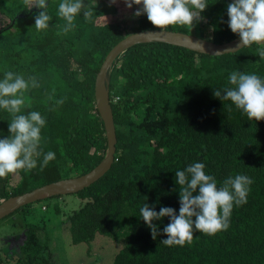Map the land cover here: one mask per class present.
Segmentation results:
<instances>
[{
    "label": "trees",
    "instance_id": "1",
    "mask_svg": "<svg viewBox=\"0 0 264 264\" xmlns=\"http://www.w3.org/2000/svg\"><path fill=\"white\" fill-rule=\"evenodd\" d=\"M124 1L85 0L92 19L86 21L81 13L65 33L66 21L58 15L62 0H47L52 20L49 29L40 31L34 26L39 9H28L25 0H1L0 80L7 71L35 77L39 87L25 92L20 114L38 111L46 124L37 167L0 178V201L85 174L104 158L107 141L95 107L96 74L121 39L157 29L146 15L136 21L121 17V9L128 8ZM207 2L204 19L197 23L208 34L206 39L224 43L239 38L227 24L231 1ZM167 30L190 33L188 26L170 25ZM261 47L264 43H254L212 56L150 42L130 47L115 60L109 86L115 159L104 176L76 193L83 202L65 218L73 244L90 242L97 233L123 239L112 264H264V120H249L230 100L213 94L230 86L233 71L264 77V59L257 52ZM60 100L63 103L57 104ZM11 119L0 109V138L10 135ZM49 151L55 159L41 169ZM193 162L204 163L218 185L229 176L250 177L247 203L234 206L226 231H197L190 244L166 246L161 240L167 238L162 229L168 217L153 221L161 232L153 239L139 210L147 203L157 212L172 207L178 213L175 172ZM27 231L24 254L38 239L33 228ZM36 256L24 264H40Z\"/></svg>",
    "mask_w": 264,
    "mask_h": 264
},
{
    "label": "clouds",
    "instance_id": "2",
    "mask_svg": "<svg viewBox=\"0 0 264 264\" xmlns=\"http://www.w3.org/2000/svg\"><path fill=\"white\" fill-rule=\"evenodd\" d=\"M128 8L139 5L134 16L146 15L157 29L165 30L170 25L188 26L191 30L204 17L201 13L208 7L207 0H125ZM28 9H39L34 26L37 31L49 29L52 17L48 14L47 0H25ZM83 14L90 21L93 10L85 0H62L58 15L66 21L63 31L67 33L75 27V18ZM228 27L240 38L242 47L264 43V0H233L227 5ZM264 59V47L257 49ZM229 87L214 90V96L230 100L236 109L242 110L249 120H264V77L255 73L233 71L228 76ZM30 87H39L35 77L25 79L22 74L7 71L0 80V109L12 115L8 124L10 135L0 138V178L18 170L31 171L37 167L41 156V129L46 120L38 111L20 114L25 103L24 94ZM118 99V98H117ZM62 104L63 100L57 101ZM55 159L52 151L43 155L41 169ZM179 185V212L172 207H161L157 212L154 206L144 203L140 216L150 228L155 239L161 234L153 221L168 217L169 222L162 229L166 246L191 243L194 233L199 231L214 235L230 227L234 206L247 203V196L253 180L247 175L229 176L218 185L213 175L205 172V164L193 162L183 170L175 172Z\"/></svg>",
    "mask_w": 264,
    "mask_h": 264
},
{
    "label": "rangeland",
    "instance_id": "3",
    "mask_svg": "<svg viewBox=\"0 0 264 264\" xmlns=\"http://www.w3.org/2000/svg\"><path fill=\"white\" fill-rule=\"evenodd\" d=\"M138 8L139 5L135 4L132 8H122L120 15L136 21L134 13ZM190 34L208 37L197 24L190 29ZM14 182L10 183V188L14 187ZM82 202L76 194L56 196L31 203L30 210L19 208L0 219V264H24L29 256L35 255L37 258H33L40 264H112L124 244L123 239L97 233L90 242H71L65 218ZM29 228L34 229L38 239L29 253L24 254L21 246L28 240Z\"/></svg>",
    "mask_w": 264,
    "mask_h": 264
},
{
    "label": "water",
    "instance_id": "4",
    "mask_svg": "<svg viewBox=\"0 0 264 264\" xmlns=\"http://www.w3.org/2000/svg\"><path fill=\"white\" fill-rule=\"evenodd\" d=\"M229 1L233 2V0ZM150 42H164L174 46H180L197 53L212 56L235 53L243 48L240 45V38L229 42L216 43L190 33L167 29L162 31L159 29H145L131 33L121 39L106 55L96 74L94 83L95 107L103 122L107 141V149L104 158L97 166L85 174L53 181L22 194L1 200L0 219L25 205L43 199L67 194H76L99 180L111 168L115 159L117 144L116 128L109 96L112 65L115 60L130 47Z\"/></svg>",
    "mask_w": 264,
    "mask_h": 264
}]
</instances>
